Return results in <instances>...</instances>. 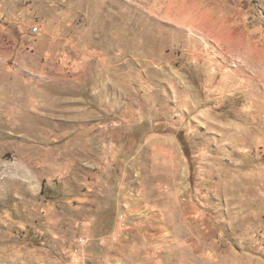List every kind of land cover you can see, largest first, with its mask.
<instances>
[{
	"label": "rangeland",
	"instance_id": "rangeland-1",
	"mask_svg": "<svg viewBox=\"0 0 264 264\" xmlns=\"http://www.w3.org/2000/svg\"><path fill=\"white\" fill-rule=\"evenodd\" d=\"M0 264H264V0H0Z\"/></svg>",
	"mask_w": 264,
	"mask_h": 264
}]
</instances>
